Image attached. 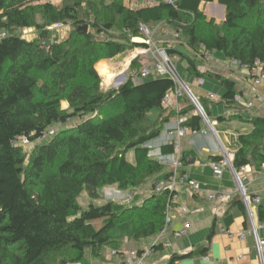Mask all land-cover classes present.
I'll return each instance as SVG.
<instances>
[{
	"label": "trees",
	"instance_id": "obj_1",
	"mask_svg": "<svg viewBox=\"0 0 264 264\" xmlns=\"http://www.w3.org/2000/svg\"><path fill=\"white\" fill-rule=\"evenodd\" d=\"M212 1L161 0L131 7L125 0H62L57 7L47 0H0V264H49L48 254L63 249H69L70 256L59 264H89L87 250L101 257L103 247L119 248L121 240L113 234L118 225L132 221L130 236L136 241L163 231L168 191L153 190L142 205L120 211L111 200L102 205L91 203L85 210L79 203L84 190L92 199L113 185L133 191L164 172L166 166L150 155L148 144L160 137L173 113L167 115L169 108L163 105L166 93L176 86L173 79L136 81L148 63L142 55L132 61L133 73L126 81L108 91L101 87L96 64L147 46L141 26L150 29L164 23L183 35L181 44L197 55L204 46L209 53L222 52L249 70L259 60L264 69V0H218L226 7L222 25L207 19L201 9L203 2ZM40 15L43 24L38 22ZM58 23L71 24L72 32L63 41H52L49 27ZM31 27L39 31L36 40L16 33ZM164 46L169 56L187 60L193 76L209 74L219 79L227 89L222 101L227 106L238 105L234 81L200 70L196 58L176 43L165 42ZM99 69L112 77L104 63ZM63 101L69 103L68 108L62 106ZM199 102L210 116L206 103ZM190 108L194 104L183 106L181 113H189ZM79 116L84 120L35 143L30 155L24 146L13 144L24 136L36 141L48 128ZM201 121V115L195 114L188 125L198 132ZM249 122L253 130L239 136L241 147L233 163L236 168L251 165L260 170L264 166V115ZM131 151L134 161L128 159ZM161 151L173 154V145H164ZM170 175L167 172L164 178ZM258 218L264 223L263 204ZM227 219L232 222L233 216ZM101 220L102 226L96 228L95 221ZM214 233L213 226L208 243ZM208 243L194 252L174 253L168 264L194 253L206 254ZM152 248L159 250L162 244Z\"/></svg>",
	"mask_w": 264,
	"mask_h": 264
},
{
	"label": "crops",
	"instance_id": "obj_2",
	"mask_svg": "<svg viewBox=\"0 0 264 264\" xmlns=\"http://www.w3.org/2000/svg\"><path fill=\"white\" fill-rule=\"evenodd\" d=\"M107 1L111 2L112 0ZM134 2H137L138 6L147 4L141 3L138 0H125V3L131 7H133L132 4ZM201 9L209 18L224 19L226 15V7L219 3L218 0L203 2ZM161 24L158 23L156 26ZM165 42L159 43V45H164ZM136 56L137 52L133 56H130V64ZM209 56L212 58L211 62H206L204 59L203 61H198L197 65L199 69L204 72L220 74L234 81L238 90L237 95L242 96L245 102L254 101V106L247 107L236 100L237 106H227L222 101L227 89L219 79L207 74L203 76L205 82L199 84L196 81L197 76H193L188 71V63H186V67L182 66L181 71H179L182 79L190 86L195 97L199 101L202 100L206 103L210 111V116L208 117L213 126L212 128L201 116V130L190 133L181 139L182 157L185 162L182 170L201 184L202 191L199 194H195L188 186L179 187V200L171 209L173 225L165 233L160 232L157 235L136 241L130 236L133 230L132 221H129L132 223V226L129 224L127 231H124V233H120L119 229L122 228H118L120 226L118 225L114 229L113 234L121 240L120 246L118 249L107 247L109 251H117V254H114L117 255V260L114 261V264H124L125 256L131 249H146L155 244H162V248L155 251L154 255L148 259L147 264H168L174 253L187 254L206 245L213 226L215 233L210 243H208L209 250L207 253H194L192 256L178 261L177 264H260L256 240L254 235L249 231L251 222L247 209H242L240 202L242 198L237 192V183L232 170L230 167H227L223 175L217 176L214 174L211 162L214 160V157H221L224 149L234 155L241 147L239 136L249 134L253 130V126L249 121L254 116L264 115V81L260 85H256L253 82L249 69L234 64L222 52H210ZM183 60L182 58L179 61L180 64L183 63ZM111 61L112 58L102 59L97 63V69L101 75L104 74L101 73L99 65L104 63L110 68V65L113 64ZM151 77L162 76L153 72ZM212 93L217 96V99L209 97ZM259 97L262 100H259ZM181 103L184 107L192 104L186 97L181 100ZM168 110L167 115L171 111L173 113H171L169 121L165 124L160 137L148 144L151 148L150 155L166 165V169L159 176L155 175L145 185L133 191L121 190L117 185L105 187L103 190L112 191V194L115 195L106 197L108 201L115 202V210L120 211L129 206L125 202L127 192H132L134 195L135 203L133 202L134 204L130 205H142L152 194L149 190V184L163 179L167 172H171L173 154L163 155L161 148L164 145L171 144L174 138L178 113L173 108H169ZM191 111L192 109L190 108L189 113ZM193 115L195 114L191 113L190 118ZM171 130H174V132ZM128 159L130 161L135 160L134 151L128 154ZM247 170L250 174V181L248 183L249 192L253 195L258 194L261 197L260 204H253L251 207L254 218L259 223V207L261 204L264 205V166L262 169L256 170L253 166L249 165L247 166ZM116 188L118 189L116 190ZM214 190L225 191L231 195L229 202L225 206H219L217 210L209 198L210 192ZM182 206L189 208L190 212L188 215L182 213ZM230 215L233 216L232 222L227 219V216ZM186 221L192 222L193 226L191 230L186 235L176 238L174 232L180 230ZM243 232H246V236L240 238V234ZM259 232L264 241V228L260 229ZM167 243L169 244L168 246L166 245ZM240 256H242V259H240ZM89 264H91L90 259Z\"/></svg>",
	"mask_w": 264,
	"mask_h": 264
},
{
	"label": "built area",
	"instance_id": "obj_3",
	"mask_svg": "<svg viewBox=\"0 0 264 264\" xmlns=\"http://www.w3.org/2000/svg\"><path fill=\"white\" fill-rule=\"evenodd\" d=\"M138 1H140L141 3L152 4L155 2H159L161 0H138ZM168 1L172 2V0H168ZM62 25L63 24L58 23L56 24L55 27L57 26L61 27ZM141 29L142 31L146 32L147 46L137 48L136 57L142 55L147 59L146 62L148 63H144V65L140 69L139 74L135 78L136 81H142L148 79L149 77H151L152 73L155 72L159 76L170 77L175 81L176 84L175 88L167 92L163 98V105L166 108L175 109L178 113L176 133L171 141V144L173 145V149H174L173 158L171 161V175L168 178L157 180L153 184V189L155 192L162 193L168 191L170 193L169 196L170 204L168 206L166 224L162 231V233H165L173 225V217L171 215V209L173 208V205L176 204L179 200L180 197L179 187L188 186L189 189L195 194H199L202 191L201 184L195 179L191 178L187 172L182 170L185 165V162L182 157L181 139L186 137L188 134L193 133L191 126L188 125V121L191 113L201 115L212 128L213 126L211 125V122L208 119V115L205 112V109L202 106V104L195 97L189 86L187 85L188 86L187 88L185 86L186 83L181 80L172 59L167 54L165 46L159 45V43L155 41L154 34L150 33L146 26L142 25ZM174 37L178 39L180 37V33L175 31ZM166 42L169 41L167 40ZM202 48L206 50L204 46ZM233 63L239 65V62L236 60H233ZM250 73L253 82L256 85H260L264 81V69L262 68L259 60L256 61V64L254 68L250 70ZM196 81L199 84H203L205 82V79L201 76H197ZM185 97L191 100L195 108L192 109L190 113L183 114L181 113V110L183 108L181 100ZM209 97L211 99H217V96L213 93L210 94ZM235 100L238 103L246 105L247 107H252L254 106L255 103L254 101L245 102L243 97L238 95L236 96ZM259 100H262V98L259 97ZM71 120H72L71 118H68L67 122ZM56 134H57V130L53 126L48 128L40 136H38L36 141H33L30 137L24 136L14 140L13 144L28 146L35 143H41L47 141L49 138L55 136ZM233 159H234V155L224 149L221 158L217 160H213L211 162V166L213 168L214 174L217 176L223 175L224 170L227 167H230V169L232 170V173L237 183V192L241 195V198L247 209L248 217L251 222V228L249 231L255 237L256 249L258 252L260 264H264V241L261 238L259 232L260 229L264 228V223L256 222L254 218V214L251 209L253 204H260L261 197L258 194L253 195L249 192L248 183L250 181V174L248 173L247 166L236 168L234 166ZM230 196L231 195L228 192L221 190H214L210 192L209 198L212 200L215 209L217 210L219 206H225L229 202ZM133 200H134V195L132 193H129V197L125 199L126 203L132 204L134 202ZM181 210L184 215H188L190 212L187 206H182ZM192 226L193 224L191 221H186L184 226L180 230L174 232V236L178 238L186 235L191 230ZM245 236H246V232L240 234V238H244ZM166 245L168 246L169 244L167 243ZM111 253L114 255L117 254V251L112 250ZM154 253L155 250L152 247L146 249H131L127 252L125 256L124 264H147L148 259L152 257ZM240 259H242V256H240ZM70 264H81V263H70Z\"/></svg>",
	"mask_w": 264,
	"mask_h": 264
},
{
	"label": "rangeland",
	"instance_id": "obj_4",
	"mask_svg": "<svg viewBox=\"0 0 264 264\" xmlns=\"http://www.w3.org/2000/svg\"><path fill=\"white\" fill-rule=\"evenodd\" d=\"M34 1H38V0H34ZM42 1H45V0H42ZM47 1L53 2L57 7H60L62 5V0H47ZM138 5L139 4L137 2H134L132 4L133 7H136ZM206 17H207V19H212V18H209L208 15H206ZM225 17H226V15H225ZM213 20L215 21L216 24L222 25L225 18L224 19L213 18ZM38 22L40 24L44 23L41 15L38 17ZM55 26L56 25L49 27L51 29L50 35H51L52 41H63V40H65L70 35V33L72 32V28H73L71 24H63L61 27H58V26L55 27ZM148 30L150 33L154 34V39L157 43L161 44L162 42H165V40H168L171 43H174V44L176 43V45L180 46V48L183 47L181 50L184 53L195 57L196 63H198V61H203V59L206 62H211V60H212V58H210V56H209L210 53L207 50H204L202 47H201V49L197 55V54H195V52L191 51V49H189L186 45L185 46L182 45L181 42L184 40V36L182 35L178 39L175 38L174 37L175 31L172 30L170 27L166 26V24H164V23L159 25V26L154 25L150 29L148 28ZM91 31H93V30H91ZM114 32H117V35L120 34L119 30H114ZM16 33L19 34L20 36H22L23 38L27 39V40H36L39 38V31L36 29V27L24 28L22 30H17ZM204 33H206V31ZM144 34L146 36V32H144ZM101 36L105 37V35H101ZM135 52H137V48H135L133 50H129L128 52H125L123 54H119V55L115 56L114 58H112L111 63H113V64H111L110 65L111 67L109 68L111 73H112V77H107V76L101 75L99 70L97 69V64H96V69H97L98 73L100 74V76L102 77L101 87L104 91H108L111 88L119 87L122 83H124V82H119L121 77L123 75H125L126 79H127L128 76H130L133 73L132 72L133 70L130 69L131 64L129 62H130V56H133V54ZM170 58L173 60V63L177 69V72H178L181 80L183 82H185L184 79H182L179 71H181L182 66L183 67L187 66L186 65L187 60L185 58L179 56V55H176L174 57L170 56ZM182 58L184 60H183V63L180 64L179 61ZM143 59H144V62L147 61V59L145 57ZM189 88H190V86H189ZM188 100H189V102H191L190 99H188ZM62 106L64 108H67V106L69 107V103L67 101H63ZM83 120H84V118L79 116V117L72 118V120L67 122L66 124L54 125V127L57 130V132H59L62 128L74 126ZM171 131L174 132V130H171ZM34 146L35 145L32 144V145L24 146L23 148H24V151L28 155H30ZM156 176H159V174H157ZM154 182L149 184L150 192H152L154 190L153 189ZM117 189L118 188H116V190ZM112 193H113L112 191L103 190L101 197L96 198V199H92L90 197V195L88 194V192L86 190H84L79 197V203L84 210L88 209L91 203H94L95 205H102V204H105L108 202V199L106 197L115 196ZM129 193H132V192H127V194L125 195V199H127L129 197ZM134 203H132V204H134ZM126 204H128V203H126ZM129 206H130V203H129ZM102 224H103L102 220L101 221H95L96 228H100L102 226ZM129 224L132 226L131 222H129V223L126 222V223L121 224L118 227V228H122V229H119L121 231L120 233H122V232L124 233V231L126 232L128 227H129ZM111 252H112V250L109 251V249L107 247H103L101 250V253H102L101 257L96 258V256L95 257H94V255L92 256L90 250H87V256L89 257L91 264H114V261L117 260V255H113ZM69 256H70L69 255V249H63L61 251L50 252L48 254L47 258H48L49 264H59L60 260L63 257L68 258ZM89 259H88V263H89Z\"/></svg>",
	"mask_w": 264,
	"mask_h": 264
},
{
	"label": "water",
	"instance_id": "obj_5",
	"mask_svg": "<svg viewBox=\"0 0 264 264\" xmlns=\"http://www.w3.org/2000/svg\"><path fill=\"white\" fill-rule=\"evenodd\" d=\"M85 30H86V31L88 30V26L85 27ZM46 44H47V45H50V44H51V40H47ZM125 80H126V76L123 75V76L121 77V79L119 80V82H124ZM185 86L188 88L187 84H185ZM208 119H209V117H208ZM209 120H210V119H209Z\"/></svg>",
	"mask_w": 264,
	"mask_h": 264
}]
</instances>
